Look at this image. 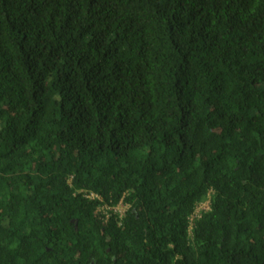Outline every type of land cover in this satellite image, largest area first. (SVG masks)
Segmentation results:
<instances>
[{
  "label": "trees",
  "instance_id": "1",
  "mask_svg": "<svg viewBox=\"0 0 264 264\" xmlns=\"http://www.w3.org/2000/svg\"><path fill=\"white\" fill-rule=\"evenodd\" d=\"M0 264H264V0H0Z\"/></svg>",
  "mask_w": 264,
  "mask_h": 264
},
{
  "label": "built area",
  "instance_id": "2",
  "mask_svg": "<svg viewBox=\"0 0 264 264\" xmlns=\"http://www.w3.org/2000/svg\"><path fill=\"white\" fill-rule=\"evenodd\" d=\"M210 208V202L209 201H205L203 202L195 211V214H193V216L191 217V223L193 225L194 220L200 216V213L202 210H208ZM103 209V208H102ZM116 211L120 212V213H125L126 211V207L123 204H120L117 208ZM107 220V219H106Z\"/></svg>",
  "mask_w": 264,
  "mask_h": 264
},
{
  "label": "flooded vegetation",
  "instance_id": "3",
  "mask_svg": "<svg viewBox=\"0 0 264 264\" xmlns=\"http://www.w3.org/2000/svg\"><path fill=\"white\" fill-rule=\"evenodd\" d=\"M23 248H24V252H25L29 248V246L28 245H25Z\"/></svg>",
  "mask_w": 264,
  "mask_h": 264
}]
</instances>
